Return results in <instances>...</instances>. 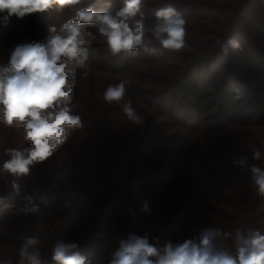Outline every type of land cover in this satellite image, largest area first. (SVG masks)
Returning a JSON list of instances; mask_svg holds the SVG:
<instances>
[{"label":"trees","instance_id":"16d2710c","mask_svg":"<svg viewBox=\"0 0 264 264\" xmlns=\"http://www.w3.org/2000/svg\"><path fill=\"white\" fill-rule=\"evenodd\" d=\"M238 1L141 4L135 19L142 14L147 29L157 22V12L168 6L185 21L184 46L179 50L164 49L147 31L144 46L113 54L98 26L84 24L82 31L91 32L92 37L86 36L89 43L83 45L87 49L84 64H68L74 75L66 105L70 115L80 118V125L66 128V138L53 154L30 167L38 171L52 165L53 177L65 175L77 184L72 175L78 172L90 187L89 198L82 187L73 189V194L83 197L82 203L59 242L75 244L70 254H79L85 264H111L131 236L147 238L162 250L168 243L175 246L186 240L199 244L206 231L214 230L216 248L235 257L237 231L245 238L256 232L264 235V195L258 193L251 171L253 167L264 170V48L260 46L264 4L260 20L254 11L258 0ZM123 6L124 0L53 4L23 18L13 15L7 24L2 18L6 13H0V78L11 70L18 46L47 45L51 36H65L64 25L76 19L80 10L114 16ZM247 10L254 21L240 18ZM197 18L203 26L190 28ZM255 22L262 29H254ZM96 72L112 78L109 86L124 84L125 94L119 101L104 100L109 86L97 92ZM126 105L133 110L132 117L124 111ZM103 114L105 120H101ZM98 121L106 126L96 125L105 133L102 142L93 135L86 143L77 132ZM25 135L22 124L4 123L0 110V138L8 148L29 149L31 142ZM1 156L4 163L8 161L4 151ZM10 176L0 171V194L10 184ZM208 185L227 192H203ZM100 186L112 193L104 195ZM26 188L15 198L10 189L0 196V242L14 244L7 225L16 212L31 206L27 200L34 193ZM22 222L11 225L22 226ZM97 232L100 238H95Z\"/></svg>","mask_w":264,"mask_h":264},{"label":"clouds","instance_id":"9594fccd","mask_svg":"<svg viewBox=\"0 0 264 264\" xmlns=\"http://www.w3.org/2000/svg\"><path fill=\"white\" fill-rule=\"evenodd\" d=\"M81 0H0V13H6L3 22L15 15L23 18L27 14L42 12L53 4L61 7L79 4ZM141 0H124V6L113 16L108 12L80 10L77 18L64 25L65 36L53 35L47 45L40 43L18 46L11 57V70L0 78V110L4 123L12 125L18 122L23 125L25 139L31 147L25 152L8 150L11 159L3 164L0 171L17 176L27 175L30 166L35 162L48 159L58 145L66 138V128L78 127L80 118L70 115L66 106L72 88L73 73L68 71V64L75 61L84 64L89 43L87 37L91 32H83L84 24L98 26L99 34L107 42L113 54L134 51L144 46L145 35L151 31L154 38L164 49L179 50L184 46L185 21L168 6L157 12V22L147 29L140 13ZM55 31V29H51ZM237 47L234 41H230ZM65 58V62H61ZM125 94L124 84L109 86L104 92L107 102L119 101ZM124 111L133 116L130 105ZM260 153L255 152L259 159ZM253 179L260 195H264V170L253 167ZM35 211V209H32ZM217 233L206 231L199 244L186 240L173 246L168 243L162 250L151 245L147 238L131 236L123 242L115 253L111 264H264V235L258 232L245 238L239 231L236 233L238 243L236 256L219 250L213 241ZM36 241L30 239L22 250L30 264H39L35 255L26 251L28 245ZM75 244H58L53 259L59 264H85L79 254L71 253ZM154 258V259H152Z\"/></svg>","mask_w":264,"mask_h":264},{"label":"rangeland","instance_id":"374dc122","mask_svg":"<svg viewBox=\"0 0 264 264\" xmlns=\"http://www.w3.org/2000/svg\"><path fill=\"white\" fill-rule=\"evenodd\" d=\"M180 1L181 0H141V4L148 5L151 4V2H157V3L160 2V3H164L163 5H166L172 2L176 4L178 3L181 4V2H188V0L186 1L183 0L181 2ZM202 1L210 2V0H202ZM211 1L214 2V0ZM226 1H230V0H226ZM258 2L259 3H256L254 5L255 6L254 11L259 15V19L263 20V15L260 12V8L264 4V0H258ZM248 11L249 10L242 12L240 18L244 19L247 22L254 21L256 18L255 19L252 18V16L248 13ZM198 20L201 19L198 18L195 19V21L191 23L190 28H195L197 25L203 26L202 24L203 21L200 22ZM254 26H255L254 29H262L260 28V23L255 22ZM256 35L257 37H259V34ZM144 41H146V39ZM156 43H159V41H157ZM260 46L264 48V43L260 42ZM178 55L181 54L177 53V56L175 55V57H177V60L181 63L180 59H182V57L181 56L178 57ZM111 79H112L111 77H108L103 73L96 72L94 86L97 92L99 91L100 93L101 91L105 90L109 86ZM105 118L106 115L103 114L101 120H105ZM99 123L102 126L106 127L105 123H102L101 121H98V123L92 122L88 127V130L84 129L80 133L77 132V134L79 135L80 138H84L86 143H88L90 139L89 137L90 136L92 137L93 135L98 137V140L102 142L105 133L100 131L99 127L96 126ZM107 135L108 134H106V136ZM108 143L109 140H107V144ZM113 143H114V139H113ZM0 146L2 147V150H0V156L4 151L6 159L10 160L11 155L9 154L8 151L10 149L8 148V145L2 141L1 138H0ZM107 146H109V144ZM20 150H24V148H21ZM217 157H221V156L217 155ZM4 161L5 159H1L0 164L2 165ZM49 166L47 165L42 166L39 168L38 171L35 170L33 171V169L30 167V171L27 175L17 176L11 174L10 184L7 182L6 189L2 190L3 192L0 194V196L3 195L4 191L6 192L7 190L10 189L11 191L10 196L11 197L13 196L15 198L16 194L20 192L21 189L26 190L27 189L26 186H27L29 187L31 193H34V198L28 199L27 201L31 206L29 207L27 206L25 211L16 212L14 215L15 217H12V219L14 218L13 221L7 225L8 232L6 231V233L11 235V237L14 238L15 241L14 244L11 242H7L6 240L0 242V264H30V261L26 257H22L21 255L22 250L25 249V245L27 244V241L30 239H34L36 243L34 245H28L26 251L29 255H35L39 261V264H59V262L53 259L55 249L52 250V247L53 245L57 246L59 244V242L62 240V238L66 233L65 226L70 225L72 223V220H74L76 216L79 214L78 206L80 203H82L81 200L83 199L80 193L73 194L72 193L73 189L82 187V190L83 189L85 190V196L89 198L88 196L90 195L89 192L90 187L87 185L85 179L78 172H74L72 175V177L74 176L77 178L78 184L74 183L73 180L69 182L65 175L64 176L56 175L55 177H53V175H51V171H52L51 168H53L54 166L52 165ZM28 175H31V177H27ZM61 179H65V182L62 183ZM208 187L209 188L204 190L203 192L209 193V192H216L217 190L227 192L221 186L216 187L213 185H208ZM13 191L15 193H13ZM99 191L107 196L112 193L111 189L104 188L102 186L99 187ZM227 195L229 196V192L227 193ZM32 209H35V211H33ZM0 213H2V209L0 210ZM19 214H21V216ZM21 220H23L22 226L20 224L16 227L14 225L13 226L11 225L12 223L16 224ZM94 236L95 238L96 237L100 238L101 234L97 232L94 234ZM73 239L70 240V242L74 243L75 241ZM96 247H98L97 244ZM87 249L88 251H93V248L89 249L88 247ZM80 251H82V249ZM84 251H86L85 248ZM96 252L97 251H95L94 254ZM97 255L99 254H96V256Z\"/></svg>","mask_w":264,"mask_h":264}]
</instances>
